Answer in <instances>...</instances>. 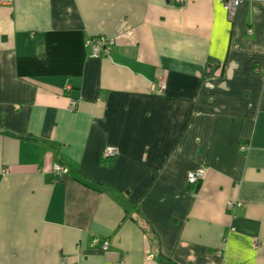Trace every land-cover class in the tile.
<instances>
[{"label": "crops", "instance_id": "1", "mask_svg": "<svg viewBox=\"0 0 264 264\" xmlns=\"http://www.w3.org/2000/svg\"><path fill=\"white\" fill-rule=\"evenodd\" d=\"M92 37L110 55L91 57ZM160 254L264 264V1L232 19L219 0L0 6V264Z\"/></svg>", "mask_w": 264, "mask_h": 264}, {"label": "built area", "instance_id": "2", "mask_svg": "<svg viewBox=\"0 0 264 264\" xmlns=\"http://www.w3.org/2000/svg\"><path fill=\"white\" fill-rule=\"evenodd\" d=\"M175 3L182 4L184 0H174ZM224 10L227 13V17L229 19L234 18L235 13L238 7L245 1L249 0H219ZM264 1V0H262ZM12 0H0V6H10ZM250 33V32H249ZM114 41L112 39H108L106 37H92L85 41L84 47L90 50L91 57L98 58L102 56L110 55L112 47L114 46ZM159 89L163 91L164 86L161 84L159 85ZM66 90H69V87H66ZM77 106V101L71 100L69 102V111L75 112ZM116 151L114 148L106 147L102 150L101 159H111L116 155ZM52 174L55 178L60 179L61 177L68 174V169L60 164H56L52 168ZM206 171L204 169H198L194 172L189 173L186 176V181L189 185H195L201 182L205 178ZM92 245H99V241L93 240ZM108 242H102L100 245V249H107Z\"/></svg>", "mask_w": 264, "mask_h": 264}, {"label": "trees", "instance_id": "3", "mask_svg": "<svg viewBox=\"0 0 264 264\" xmlns=\"http://www.w3.org/2000/svg\"><path fill=\"white\" fill-rule=\"evenodd\" d=\"M114 158V157H113ZM113 158H111V159H113ZM111 159H106V160H104V159H102L103 160V163L104 164H106V163H108V164H110V162H111ZM57 181H59V179H57ZM187 182V181H186ZM199 184H200V182L199 183H197V184H195V185H189L188 183H187V185H188V187H192L191 189H198L199 188ZM96 187L97 188H101V186H98V185H96ZM133 221H135L134 219H133ZM135 222H138V226H139V228L141 229V231L143 232V233H146V234H150V235H153V237L156 239V241H157V238L155 237L156 235L153 233V231L147 226V225H145L146 223H144L142 220H141V218H139L137 221H135ZM106 240H104V241H102V242H105ZM102 242H99V245H93L94 247H97V248H99L100 249V245H101V243ZM107 242V241H106ZM159 258H160V263L161 264H174L169 258H166V257H164L163 255H161L160 254V256H159Z\"/></svg>", "mask_w": 264, "mask_h": 264}]
</instances>
